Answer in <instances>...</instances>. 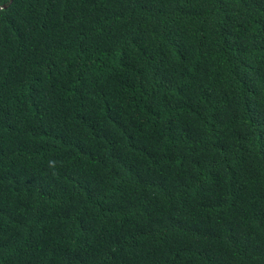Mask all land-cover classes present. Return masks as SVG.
I'll list each match as a JSON object with an SVG mask.
<instances>
[{
    "label": "trees",
    "instance_id": "16d2710c",
    "mask_svg": "<svg viewBox=\"0 0 264 264\" xmlns=\"http://www.w3.org/2000/svg\"><path fill=\"white\" fill-rule=\"evenodd\" d=\"M0 0V264H264V0Z\"/></svg>",
    "mask_w": 264,
    "mask_h": 264
},
{
    "label": "water",
    "instance_id": "95a60500",
    "mask_svg": "<svg viewBox=\"0 0 264 264\" xmlns=\"http://www.w3.org/2000/svg\"><path fill=\"white\" fill-rule=\"evenodd\" d=\"M9 3H11V0H10V2ZM8 6H6V5H4V6H2V7H0V11H2V10H4V9H6Z\"/></svg>",
    "mask_w": 264,
    "mask_h": 264
}]
</instances>
